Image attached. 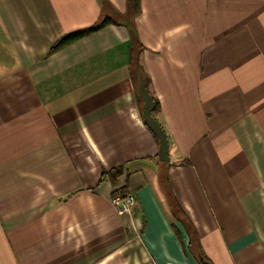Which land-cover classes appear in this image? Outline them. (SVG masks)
I'll return each instance as SVG.
<instances>
[{
	"label": "crops",
	"instance_id": "crops-1",
	"mask_svg": "<svg viewBox=\"0 0 264 264\" xmlns=\"http://www.w3.org/2000/svg\"><path fill=\"white\" fill-rule=\"evenodd\" d=\"M139 5L0 0V264H264V0Z\"/></svg>",
	"mask_w": 264,
	"mask_h": 264
},
{
	"label": "trees",
	"instance_id": "trees-1",
	"mask_svg": "<svg viewBox=\"0 0 264 264\" xmlns=\"http://www.w3.org/2000/svg\"><path fill=\"white\" fill-rule=\"evenodd\" d=\"M128 5H129V11H130V15H131V19L134 20L136 19V17L140 14V5H139V0H128ZM113 23L112 20L109 18H105L100 22H97L96 24L84 28V29H80V30H76L73 31L68 34H66L65 36H62V38H60L55 45L51 48V53L55 52L58 49H61L65 46H68L70 44H73L85 37H87L88 35H91L99 30H101L102 28L106 27L107 25ZM129 32L131 35V44H130V61H131V65L133 67H135L136 65L139 66L138 64V57L139 54L142 52V47H140L136 36L134 34L133 31V26L129 27ZM140 68V67H139ZM146 82V80H145ZM154 102V110L152 112L153 117L156 115V111L158 110V105L155 102V100L153 99ZM108 174H112V175H116L118 174V169L112 170L107 172ZM129 194L123 193V191H117L116 195L113 198H123L125 196H127Z\"/></svg>",
	"mask_w": 264,
	"mask_h": 264
},
{
	"label": "water",
	"instance_id": "water-1",
	"mask_svg": "<svg viewBox=\"0 0 264 264\" xmlns=\"http://www.w3.org/2000/svg\"><path fill=\"white\" fill-rule=\"evenodd\" d=\"M135 74L137 76V94L139 99L142 100V118L145 126L151 131L153 136L158 140V157L160 161H168V144L165 133L160 125H158L157 120L153 117L152 112L154 110V102L151 95L146 89L145 82L143 80L142 71L139 66H135ZM202 264H208L203 262Z\"/></svg>",
	"mask_w": 264,
	"mask_h": 264
},
{
	"label": "built area",
	"instance_id": "built-area-1",
	"mask_svg": "<svg viewBox=\"0 0 264 264\" xmlns=\"http://www.w3.org/2000/svg\"><path fill=\"white\" fill-rule=\"evenodd\" d=\"M135 204V198L130 194L123 198H114L111 200V206L120 215L130 213L135 207Z\"/></svg>",
	"mask_w": 264,
	"mask_h": 264
}]
</instances>
